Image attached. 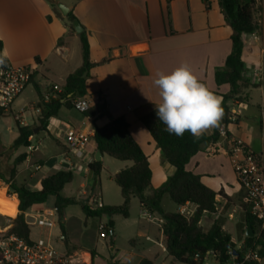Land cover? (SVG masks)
<instances>
[{
  "label": "crops",
  "instance_id": "0c3cea01",
  "mask_svg": "<svg viewBox=\"0 0 264 264\" xmlns=\"http://www.w3.org/2000/svg\"><path fill=\"white\" fill-rule=\"evenodd\" d=\"M61 1L71 7V12L88 35L94 66L89 71L86 88L90 109H95L96 114L86 118L83 112L76 109H62L43 129L38 121L36 105L47 94L55 96L53 87L61 90L67 77L83 65L80 38L76 33L69 32L68 19L57 16L50 0H0L3 54L10 65L34 68L28 87L33 85L38 95L37 99L28 100L23 97V92L9 111L15 121L19 119L34 129L30 139L33 150L21 147L10 157L0 158V233L13 227V220L5 216V211L9 201L16 200L18 203V196L8 193L9 185L4 180L10 179L19 155L26 154L27 158L16 167L14 181L38 191L43 178L65 170L60 162L62 155L68 152L66 132L70 127L83 129L94 136L99 128L116 118L125 117L130 124L131 136L149 159L151 187L157 189L174 174L175 168L163 160L150 131L141 122L142 117L153 111L161 99L153 83L156 73L168 74L187 63L199 80L222 101L231 90L228 84L218 86L215 81L216 69L225 65L233 47V31L226 22L220 0H208V5L204 0ZM260 26L258 32L243 37L247 83L240 94L243 101L236 98L228 103L230 119L235 123L229 125L227 132L231 139L244 142L255 153L264 156V77L260 81L255 78L256 72L264 70V24ZM26 109L36 112L32 124L24 120L23 110ZM215 129L205 134L211 136ZM16 131L18 133L17 124ZM36 139L35 145L33 141ZM228 145V141L221 136L217 143L195 155L186 169L201 176L204 185L218 193L217 213H205L199 226L208 232L216 220L225 219L223 229L231 236L232 244L243 247L247 236L245 233L242 236L241 232L246 222L244 195L239 183L236 184L237 176L234 180L230 174L231 170L234 171L232 160L224 152L210 153L212 147L228 149ZM8 150L1 151L0 156ZM97 151L92 138L82 159L72 157L77 165L74 173L78 175L74 174V180L78 179L79 186L74 190L71 186L74 180L66 185L62 192L64 197L77 201L90 198L86 182L92 175L89 165L95 161ZM108 157L102 155L103 171L107 164L112 166V180L117 173L133 165L128 161H111ZM38 166L41 169L38 170ZM118 189L119 196L116 193L108 198L104 196L102 187L101 204L122 205L124 200L119 186ZM166 196L162 200L165 212ZM176 206L178 209L174 212H181L182 207L193 213L196 211V206L192 204ZM106 220L109 221L108 218ZM124 220L129 228L134 229L132 234L135 233L140 240L132 239L130 249L119 253L117 264H140L143 259H150L156 264H181L162 247L165 246L164 220L160 214L143 210L136 197L131 201L129 217ZM113 231L114 236L119 235L116 222ZM79 249L72 247L68 251Z\"/></svg>",
  "mask_w": 264,
  "mask_h": 264
},
{
  "label": "trees",
  "instance_id": "16d2710c",
  "mask_svg": "<svg viewBox=\"0 0 264 264\" xmlns=\"http://www.w3.org/2000/svg\"><path fill=\"white\" fill-rule=\"evenodd\" d=\"M58 0H50L58 17L62 18L61 13L56 7ZM208 5V0H204ZM258 0H220V6L225 15L226 22L231 27L232 52L228 56L223 67L217 68L215 81L218 86L228 84L231 87L229 94L223 96L222 108L224 115L221 123L216 127L211 136L202 135L199 139H194L189 132L183 136H176L165 131V125L158 120L155 109L143 116L141 122L150 131L154 142L161 151L164 161L175 168V172L159 188L153 189L152 170L149 159L141 147L133 139L130 133V124L125 117H119L105 126L96 130L93 140L98 150L111 158L132 162L133 165L117 173L113 180L121 189L123 204L120 206L100 205L95 209L84 207L88 217L108 218L121 215L123 218L129 217L130 204L133 198H138L141 208L145 211L156 212L164 220L162 231L164 234L165 246L169 254L181 264H205L209 252H213L220 264L228 261L227 246L232 244L231 236L224 231L225 219H218L208 232H204L199 226L205 213H217L218 193L208 188L202 182L201 176L187 171L186 166L191 159L201 152L204 148L213 143H217L221 138V129L227 133V139H231L227 132L229 125L235 123L230 119L231 111L228 103L233 99L243 101L240 94L245 88L247 80L246 64L243 60L245 47L244 35H250L261 30V26L256 18V8ZM69 21V32L76 33L73 21L77 20L73 12L66 17ZM82 45L83 65L74 73L69 75L66 83L60 92H55L48 102L42 98L36 105L41 110L38 121L46 129L51 118L57 117L62 109H76V102L87 96L86 82L89 79V71L94 66L91 62V50L87 32L84 30L79 35ZM0 57L4 59L6 68L10 65L9 60L3 54V42L0 40ZM88 75L84 77V73ZM38 90V88H37ZM86 118H91L96 114L95 109L83 112ZM9 115L0 108V119ZM238 120H236L237 123ZM18 137L8 151L0 156L4 159L10 157L21 147L31 146V137L34 129L31 126H23L19 119H16ZM27 158L26 154L19 155L15 161L10 179L4 180L9 185V194L18 196V212L13 220L11 234L30 242L31 229L25 220V213L35 205L45 204L49 197H56V209L59 220L64 219V212L67 207L78 203L75 198H67L62 195L66 185L74 180V173L71 171L60 170L55 174L43 178L41 189L38 191L30 190L25 186H20L14 181L16 167L23 163ZM91 174L98 179L103 171V161H93L89 165ZM148 192V193H147ZM165 195L179 207L186 204L196 206V211L191 218H187L180 212L167 213L162 208V200ZM246 225L253 229V238L245 236V244L242 250L245 251L254 245L260 247V253L264 257V234L257 237L258 222L245 209ZM109 235L114 230V223H107ZM233 245V244H232ZM235 246V245H233ZM140 264H156L150 259H143ZM256 264V263H253Z\"/></svg>",
  "mask_w": 264,
  "mask_h": 264
},
{
  "label": "built area",
  "instance_id": "2783aa9c",
  "mask_svg": "<svg viewBox=\"0 0 264 264\" xmlns=\"http://www.w3.org/2000/svg\"><path fill=\"white\" fill-rule=\"evenodd\" d=\"M34 72V68L30 66L9 65L6 68H0V108L5 113L10 111L15 99L30 85ZM263 77L264 70L255 73V78L259 81ZM53 90L56 92L61 91L57 86H54ZM51 97L52 94H47L44 97V102H48ZM75 106L76 110L86 112L90 109L89 98L86 96L79 99ZM36 112L40 114L41 110L37 108ZM21 124L28 126L25 122ZM220 132L221 136L229 143L228 149L212 147L210 153L224 152L231 158L244 195V211L247 209L257 220L259 225L257 237H260L264 234V156L255 153L240 140H228L224 129H221ZM92 138L91 133L80 128L70 127L67 130L66 145L68 152L62 155L60 162L66 171L75 172L77 170V165L72 161V157L82 159ZM29 149L33 150V147L30 146ZM37 169L39 170L41 167L38 166ZM55 211L57 212L56 208ZM180 213L187 218H191L194 214L185 207H182ZM24 215L25 218L33 217L35 220L34 224L41 228L51 230L55 227L54 220L44 214V212H36L34 214L26 212ZM108 229L106 222L102 221L98 225V231L102 239H106L109 236ZM9 231L0 233V264H93V255L88 250L58 251L52 245L51 235L48 238H40L38 241H33L30 238V242H28L15 234H11ZM162 247L165 251L167 250L166 246ZM260 250L259 246L254 245L243 251L242 246L236 247L230 244L227 246L229 259L224 264H260L263 261ZM209 256H214V253L209 252ZM205 264L211 263L205 262ZM218 264L220 263L218 262Z\"/></svg>",
  "mask_w": 264,
  "mask_h": 264
},
{
  "label": "rangeland",
  "instance_id": "374dc122",
  "mask_svg": "<svg viewBox=\"0 0 264 264\" xmlns=\"http://www.w3.org/2000/svg\"><path fill=\"white\" fill-rule=\"evenodd\" d=\"M256 18L260 24H264V0H258V5L256 8ZM80 50V46H79ZM23 97L28 100L37 99L38 95L33 85L29 86L25 89ZM24 120L30 124L34 121L35 111L31 109L23 110ZM249 119H254L253 117H249ZM18 133L16 131V121L14 119V115H7L0 119V152L3 150H7L11 147L14 141L17 139ZM33 144H37V139L33 141ZM23 150V149H22ZM6 158V157H5ZM109 160L113 161L111 157ZM74 173V172H73ZM113 167L108 166L102 172L100 177L96 179L93 175H91L87 179V189L90 192V198L84 200L82 198H78V203L74 205H70L65 209L64 219L61 222L58 218V214L55 211L56 205V197L51 196L47 200V202L43 205L34 206L28 210L29 214H34L36 212H44V214L51 217L55 222V227L51 230L41 228L34 224L33 217H27V221L31 224V238L33 241H38L40 238H48L51 235L52 245L61 252H67L69 248H81L84 250L91 251L93 254V264H117V257L119 253L122 251H126L130 249L132 246V239L137 240L133 228H129L126 221L121 215H115L109 219L113 223L116 222L119 229V235H115L112 237L109 235L106 239H102L100 237L98 231V225L100 222L109 221L106 220L105 217L97 218V217H88L87 212L84 210V207H88L90 209H95L96 207L102 205V193L101 189H104V196L111 198L115 196L120 190L118 189V185L112 180ZM77 175V173H74ZM231 176L236 179L235 171H230ZM95 183L97 185L95 186ZM238 180L236 184L238 185ZM240 185V184H239ZM74 190L78 189L79 181L75 179L73 184L71 185ZM71 188V187H70ZM93 189V192L91 191ZM68 195V192H66ZM166 202L164 204V209L168 213H173L178 209L176 204L170 199V197L166 196ZM2 203H0L1 205ZM135 204H137V200H135ZM18 212L17 209V201L12 200L8 203V209L5 211V216L15 217ZM242 236L244 233H247L246 222L243 223L242 227ZM133 235V236H131ZM140 240V239H139ZM115 249V250H113ZM208 263L217 264L216 258L209 256ZM260 264H264L263 261Z\"/></svg>",
  "mask_w": 264,
  "mask_h": 264
},
{
  "label": "clouds",
  "instance_id": "9594fccd",
  "mask_svg": "<svg viewBox=\"0 0 264 264\" xmlns=\"http://www.w3.org/2000/svg\"><path fill=\"white\" fill-rule=\"evenodd\" d=\"M2 65L4 59L0 57ZM156 77L153 83L161 99L155 114L166 126L165 131L176 136L189 132L199 139L219 126L224 115L222 98L202 83L187 63L168 74L157 72Z\"/></svg>",
  "mask_w": 264,
  "mask_h": 264
},
{
  "label": "water",
  "instance_id": "95a60500",
  "mask_svg": "<svg viewBox=\"0 0 264 264\" xmlns=\"http://www.w3.org/2000/svg\"><path fill=\"white\" fill-rule=\"evenodd\" d=\"M56 7L63 17H67L69 13L71 12V7L61 0L57 1ZM73 27L77 35H80L84 32V28L79 22V20L73 21ZM87 75H88V72H85L84 77H86ZM102 155L103 153L100 150H98L95 156V160L102 161ZM110 233L114 234V231L112 230ZM246 235L251 238L255 236V233L253 232V229L251 227L248 228Z\"/></svg>",
  "mask_w": 264,
  "mask_h": 264
}]
</instances>
